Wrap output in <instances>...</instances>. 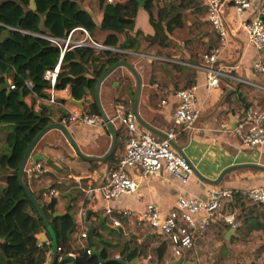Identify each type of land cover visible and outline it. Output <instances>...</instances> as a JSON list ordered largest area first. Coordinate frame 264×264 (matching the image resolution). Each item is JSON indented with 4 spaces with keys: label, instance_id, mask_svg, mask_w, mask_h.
Listing matches in <instances>:
<instances>
[{
    "label": "crops",
    "instance_id": "obj_1",
    "mask_svg": "<svg viewBox=\"0 0 264 264\" xmlns=\"http://www.w3.org/2000/svg\"><path fill=\"white\" fill-rule=\"evenodd\" d=\"M113 1L114 4H123L129 0ZM135 1L138 3V12L134 18V29L124 34H117L103 31L100 28L105 10L111 5L107 0H77L80 9L88 14L93 26L91 31L79 27L73 34V39L83 40L86 38L81 30L84 29L87 32L86 42L90 44L86 47L93 49L97 56L105 51H111L119 56V61H127L135 67L142 84L137 107L140 118L163 134L174 133L175 137L172 141L182 150L194 171L204 178L216 180L225 169L234 165L257 164L264 166V149H241L234 136V129H228L229 114H232L237 120L248 108L264 107V91L240 82L248 80L264 88V73L253 71L251 67L256 62L264 67V51L257 52L253 48H248L239 67L231 71L229 78L223 79L218 87L210 90L209 93H206L203 88L198 91L197 105L200 108V118L193 131L184 130L180 126L176 127L171 120V110L175 107L173 92L180 88L204 83L205 75L192 66L203 62V55L218 45V37L211 27L212 37L197 32L201 28V24L207 22L204 9L199 4L195 5V3L197 4L196 0H165L162 3L153 0L151 12L146 9L145 0ZM171 7H174L182 15V26L175 28L172 33H168L166 24L171 19ZM29 9L31 10V8ZM165 9L167 10L166 14L163 19L159 20V12ZM226 13L229 15L236 37L245 42V35L240 31L231 4L226 6ZM197 19L203 23L200 24ZM153 23L160 28L158 36H156ZM207 25L209 24L207 23ZM183 29L188 31L184 38L190 40L195 36L202 47L200 50L205 53L194 55V48L189 45L188 41L189 43H180V53L169 54L172 50L171 44L179 42L177 33ZM193 32L194 34L190 38L189 36ZM110 35H115L118 38L116 48L106 46V40ZM6 37L7 35L5 39H7ZM155 37L157 38L154 39ZM92 45L106 48L104 50L95 49ZM237 49L238 44L234 42L229 53L223 54V62L237 66L239 56ZM140 54H145L148 57L141 58ZM101 60H105V57H101ZM88 73H92L91 67H88ZM86 77L91 78L90 75H86ZM27 85L32 88L30 82ZM155 85H158V88H155ZM65 88H67L66 91ZM65 88L58 92L62 107L50 106L33 93L26 96L24 102L36 112H40L44 107H49L52 113V123H56L65 112L90 113L91 104L95 103L94 89L88 91L84 98L76 100L70 87L66 86ZM134 92L135 81L125 68H118L111 73L102 83L99 94L100 105L106 116L113 119L117 104H121L126 110L133 112ZM162 98L167 99L166 106L160 105ZM112 121L116 126L117 141H119L116 143L112 162H109L108 159L105 163L84 161L76 155L64 136L57 130L49 131L40 140L33 154H41L57 163V165L46 164L45 172L40 174H51L56 179L58 187L53 188L55 190L53 197H50L48 192L40 193V190L47 187L52 190L53 184L49 183L47 179H39L35 176L34 163L31 160L27 162L24 174L29 189L33 194L41 196L40 199L43 203H48L51 198L57 199L56 213H60V216L67 213L66 207H69L73 214L78 212L82 206V189L89 186L99 187L105 176L117 167L123 157L125 130L118 121ZM66 128L83 154L102 157L108 152L111 137L105 125L86 127L81 124H69ZM10 130V126L0 124V156L5 152V140ZM127 172L138 181V190L131 195H122L108 205L99 195L96 196L95 202L83 219L80 220L77 214L74 215L77 227L72 237L74 239L79 237L82 232L80 228L82 223L86 228V218L90 213L88 224L92 229L97 228L101 234L108 238L112 239L113 236H110L107 230H114L120 232L122 240H136L138 244L147 242L149 248L146 252L150 253H146L147 257H142L140 260V263L143 264H171L177 260L170 252V245L166 237L158 232H153L147 224H130L121 220L123 210L143 209L148 204H154L163 213H168L174 210L176 199L182 195L204 199L209 189L246 191L250 188L264 187V173L255 170L233 171L227 174L217 186L207 184L197 177L189 184L182 185L164 170L158 175L144 178L139 177L137 168ZM5 174V171L0 169V192L6 187ZM62 194L68 196L62 197ZM247 202V207L256 205ZM107 207L112 210L111 214H106ZM232 214L236 228L223 220ZM115 221H118L121 226L115 227ZM263 224V206H257L254 212L245 207L242 212L240 207L232 206L230 200L226 201L206 231L195 240L193 247L186 251L185 263L264 264V230L258 228ZM39 233L41 237L45 233V229ZM86 243H89L88 239H86ZM86 243L85 245H87ZM42 244L47 245L50 249L45 263L50 264L51 242L46 240ZM162 246L164 251L161 253V259L158 260V249ZM152 259L153 261L148 262Z\"/></svg>",
    "mask_w": 264,
    "mask_h": 264
},
{
    "label": "trees",
    "instance_id": "obj_2",
    "mask_svg": "<svg viewBox=\"0 0 264 264\" xmlns=\"http://www.w3.org/2000/svg\"><path fill=\"white\" fill-rule=\"evenodd\" d=\"M30 1L0 2V124L10 126L11 129L5 140V152L0 156V169L6 173V187L0 192V264H45L50 250L45 244H42L40 250L36 249L37 239L33 235L45 227L17 180V172L27 148L39 132L53 121L49 107L36 112L24 102V98L31 93L38 98H45L48 85L43 80L44 71L53 68L59 58V50L56 47L33 34L47 33L63 38L71 29L81 27L91 31L93 26L90 17L80 9L77 0H34L36 5L34 11L29 9ZM145 7L151 12L153 0H145ZM26 9L29 11L25 12ZM170 10L171 19L166 24L168 33L182 26V15L174 7ZM137 12L138 3L135 0L111 4L105 10L100 28L117 34L127 33L134 29ZM166 12V9L159 12V20L163 19ZM153 26L158 36L160 28L155 23ZM8 28L19 29L29 34ZM8 33L10 37L5 39ZM106 46L116 48L118 38L110 35L106 40ZM101 57H105V60H101ZM119 60V56L111 51H105L97 56L91 48H74L67 52L62 60L57 89L63 90L69 86L74 99L80 100L88 91L94 89L96 80ZM88 67L92 68V73H88ZM86 75H90L91 78H87ZM8 77L12 79L15 90H10L6 86ZM29 82L32 88L27 85ZM90 113L98 114L95 103L91 104ZM113 160L114 155L108 159L109 162ZM34 174L39 179H47L52 183V189L58 187L53 175L46 173L40 175L38 172ZM23 182L28 186L25 174ZM33 195L49 220L58 248L63 250L64 255L77 253V264H100L93 253L88 255L87 249L79 247L77 239L72 237L77 222L69 207H66L67 213L64 216H54L57 211V199L51 198L48 203H43L41 196ZM231 204L240 207L242 212L245 207L254 212L255 208L260 206L247 207L248 202L239 194L232 197ZM122 217L121 220L128 223L127 219ZM258 228L264 230V224ZM92 230L91 243L102 261L115 259L118 255L126 264H142L140 260L149 248L147 242L138 244L136 240H122L120 232L107 230L108 234L113 236L111 239L101 234L97 228ZM86 244V247L92 250V246ZM158 251L157 258L160 260L164 251L163 246L159 247ZM55 264L70 263L64 262L63 259L61 262L56 261Z\"/></svg>",
    "mask_w": 264,
    "mask_h": 264
},
{
    "label": "built area",
    "instance_id": "obj_3",
    "mask_svg": "<svg viewBox=\"0 0 264 264\" xmlns=\"http://www.w3.org/2000/svg\"><path fill=\"white\" fill-rule=\"evenodd\" d=\"M162 3L165 0H154ZM205 12V21L213 29L218 37V45L209 53L204 54L201 64L192 67L205 75L202 85L194 84L187 88L178 89L173 92L175 107L171 110V120L174 126H180L184 130L193 131L200 118V108L197 105L198 91L203 88L206 93L218 87L219 83L230 77V73L239 67L248 48H253L257 52L264 51V0H196ZM109 4H114L113 0H107ZM232 5L237 17L240 31L245 35L243 42L236 37L234 28L226 13V6ZM23 34H29L19 29L9 28ZM79 28L70 30L64 38L51 35H36L38 38L52 44L59 50V58L53 68L46 69L43 80L47 83L46 96L43 99L48 105L62 107L58 98L57 83L61 70L62 60L67 52L74 48L90 46L87 41V32L81 29L86 35L83 40H74L73 34ZM238 44V65H230L223 62L224 53H229L232 45ZM241 45V46H240ZM95 49L104 50L106 47L92 45ZM141 58L148 57L145 54L139 55ZM252 70L264 73V67L256 62ZM241 83L264 91V88L255 85L251 81L241 80ZM6 86L10 90H15V85L11 78L6 79ZM30 87V85H28ZM158 88V85H155ZM65 91L67 88L64 89ZM160 105L166 106L167 99H160ZM112 120H116L125 130L124 155L117 167L110 171L99 187H86L82 189V206L77 212L79 219H83L91 209L96 200V196L107 205L114 199L122 195L134 194L139 183L136 178L128 174V170L139 169V177H149L158 175L162 170L179 181L182 185L189 184L196 178L191 164L169 144L173 140L174 133L168 134V140H163L148 132L138 125L132 111L117 104L115 115ZM237 124L233 130L241 149H264V107L248 108L242 116L237 119ZM64 126L69 124H81L86 127H102L104 125L99 114L81 113L78 111L65 112L57 121ZM46 164L43 162L34 163V171L45 172ZM49 196L55 195V190L48 191ZM235 194L241 195L246 201L264 207V187L250 188L246 191H233L222 189H209L204 199L195 198L188 195L179 196L176 199L174 210L163 213L156 205L148 204L143 209H127L121 215L130 224H147L153 232H158L167 238L172 256L178 260L184 257L186 251L190 250L195 240L202 235L209 227L216 215L221 211L226 201H231ZM111 209L107 207L106 214H111ZM224 222L236 228L234 215L225 217ZM82 223V222H81ZM86 225V223H85ZM115 227H120L118 221L114 222ZM82 232L77 238V243L82 249H87L86 253L91 255L92 250L85 245L88 239V228L80 226ZM37 239L36 249L40 250L42 242L40 233L33 235ZM57 261L71 256L76 259L77 253L64 255L61 248H58ZM115 260L123 261L118 255ZM144 261V260H143ZM143 264V263H142Z\"/></svg>",
    "mask_w": 264,
    "mask_h": 264
},
{
    "label": "water",
    "instance_id": "obj_4",
    "mask_svg": "<svg viewBox=\"0 0 264 264\" xmlns=\"http://www.w3.org/2000/svg\"><path fill=\"white\" fill-rule=\"evenodd\" d=\"M30 8L31 10H36V5L34 0L30 1ZM10 37V33L7 34L6 38ZM118 68H125L133 77L134 81H135V92H134V99H133V114L136 118V121L138 123V125H140L142 128H144L145 130H147L148 132L156 135L157 137L163 139V140H168V135L167 134H163L159 131H157L156 129H154L153 127L149 126L148 124H146L139 116L138 114V102H139V97H140V91H141V78L137 72V70L135 69V67L128 63L127 61H118L117 63H115L114 65H112L111 67H109L97 80L95 83V87L93 90V97H94V101H95V105L97 107L98 110V114L100 115L106 130L108 131V133L110 134L111 137V143H110V147L108 152L103 155L102 157H94V156H87L85 154L82 153V151L80 150L79 146L77 145V143L75 142L74 138L72 137V135L70 134V132L68 131V129L66 128V126L60 124V123H51L49 124L47 127H45L42 131L39 132V134L35 137V139L32 141V143L29 145V147L27 148L23 159L20 163L18 172H17V180H18V184L19 186L23 189L27 199L31 202V204L33 205L34 209L36 210V212L38 213L40 219L42 220L44 227H45V233L43 235H41L40 239L38 240V242H45L46 240L51 242V263L50 264H55V262L57 261V254H58V244H57V240H56V236L55 233L52 229V226L50 225L49 220L47 219V217L45 216L40 204L38 203V201L36 200V198L34 197L33 193L31 192V190L29 189L28 186H26L23 182V174H24V170L25 167L27 165V162L29 160H31L33 163H38V162H43L47 165H57L56 161L47 158L41 154H33L36 146L38 145V143L40 142V140L49 132L52 130H57L59 131L64 138L66 139V141L68 142V144L70 145V147L74 150V152L76 153V155L83 159L84 161L87 162H95V163H105L107 161V159H109L115 152V148H116V143H117V129L116 126L114 125L113 121L108 118L106 116V114L104 113L101 105H100V98H99V94H100V88L102 83L104 82V80L111 74L113 73L116 69ZM229 120H230V125L228 127L229 130H233L235 124L237 123V120L233 117L232 114H229ZM169 144L177 151V153L182 156L183 158H186V156L184 155V153L182 152V150L177 147L174 142L172 140H169ZM188 161V160H187ZM236 170H255V171H260L264 173V166L261 165H257V164H241V165H234L231 166L227 169H225L220 176L216 179V180H208L206 178H204L202 175H200L198 172H195V175L198 179H200L201 181L213 185V186H217L220 184V182L222 181V179L229 173L236 171ZM50 190L49 187L44 188L42 190H40V193H46ZM60 213H55L54 216H60ZM90 213H88L87 218H86V226L88 228V242L89 244L92 246V250H93V255L95 257L98 258L100 264H107L110 262H117V263H121V264H126L124 261L121 260H115V259H111V260H107V261H102L101 256L99 253L96 252L94 246L91 243V239H92V228L91 226L88 224V217H89ZM64 262L70 263V264H77V261L75 258L68 256L66 258H64ZM171 264H186L185 263V259L184 257H181L180 259H178L177 261L171 263ZM190 264V263H188Z\"/></svg>",
    "mask_w": 264,
    "mask_h": 264
},
{
    "label": "rangeland",
    "instance_id": "obj_5",
    "mask_svg": "<svg viewBox=\"0 0 264 264\" xmlns=\"http://www.w3.org/2000/svg\"><path fill=\"white\" fill-rule=\"evenodd\" d=\"M0 2H1V0H0ZM29 11V9H26L25 10V12H28ZM191 21V20H190ZM197 21L201 24V23H203V22H200V20L199 19H197ZM202 26H201V28H199V31L197 30V32H200V33H202V34H204L205 36H208V37H212L211 36V34H210V31H211V29H210V26L209 25H207V23H203V24H201ZM200 26V25H199ZM188 31H186V29H183L182 31H180L179 33H177V39L179 40V42H177L176 44H171V46H172V50H171V52H169V54H171V55H175V54H177V53H180L181 52V44L180 43H189L190 42V46L192 47V48H194V51H195V53H194V55H196L197 56V54H203V52L205 53V51H202V50H200L202 47L200 46V43H198V41L196 40V38H195V36L193 37V38H191L192 37V35L194 34V32L193 33H191V35L189 36L191 39L190 40H187L188 38H184L185 37V35H186V33H187ZM179 35V36H178ZM189 35V34H188ZM184 38V39H183ZM189 41V42H188ZM173 43H175V42H173ZM187 45V44H186ZM197 59H198V57H197ZM181 89V88H180ZM83 198V197H82ZM75 214H77V212L75 213ZM74 214V215H75ZM146 253H150V252H146ZM145 253V255H144V258H146L147 257V254ZM150 261H153V259L152 260H148V262H150Z\"/></svg>",
    "mask_w": 264,
    "mask_h": 264
}]
</instances>
